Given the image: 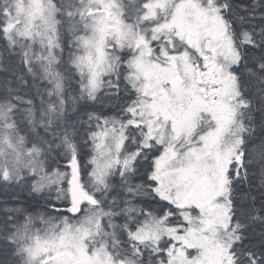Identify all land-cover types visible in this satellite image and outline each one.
I'll list each match as a JSON object with an SVG mask.
<instances>
[{
  "label": "snow or ice",
  "instance_id": "1",
  "mask_svg": "<svg viewBox=\"0 0 264 264\" xmlns=\"http://www.w3.org/2000/svg\"><path fill=\"white\" fill-rule=\"evenodd\" d=\"M0 70V264H264V0H0Z\"/></svg>",
  "mask_w": 264,
  "mask_h": 264
},
{
  "label": "trees",
  "instance_id": "2",
  "mask_svg": "<svg viewBox=\"0 0 264 264\" xmlns=\"http://www.w3.org/2000/svg\"><path fill=\"white\" fill-rule=\"evenodd\" d=\"M15 61H13V70ZM10 76V72L0 70V81ZM32 203V197L26 189H21L15 186L9 187L5 190L0 186V208L5 204L9 207H27ZM55 203V202H54Z\"/></svg>",
  "mask_w": 264,
  "mask_h": 264
}]
</instances>
